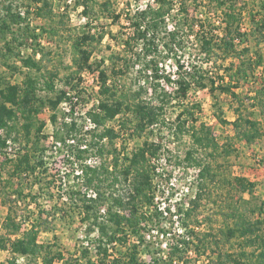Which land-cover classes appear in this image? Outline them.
Instances as JSON below:
<instances>
[{
    "label": "trees",
    "instance_id": "1",
    "mask_svg": "<svg viewBox=\"0 0 264 264\" xmlns=\"http://www.w3.org/2000/svg\"><path fill=\"white\" fill-rule=\"evenodd\" d=\"M93 1L75 2L88 13ZM155 1L156 8L126 13L130 31L123 40V52L115 55L107 68L104 59L97 67L91 62L93 51L89 48L91 41L101 40L104 34L85 33L74 41L76 74L99 70L101 85L98 105L89 111L94 126L84 129L74 120L65 121V140L60 146L52 144L60 153L64 152L66 160L81 162L80 172L68 174L65 181L46 166L44 153L50 147L44 132L46 122L40 115L48 106L53 111L52 120L57 121L59 105L71 97L66 90L57 88L59 73L43 63L49 51L38 57L37 49L28 55L19 49L25 45V39L33 38L38 42L40 38L41 33L26 21L28 17L15 12L12 5L0 15V40L6 56L3 64L13 74L22 76L21 81L13 82L0 74V197L7 208L0 223V250L10 253L0 264H18L20 256L28 258L27 264H53L57 260L63 264H147L140 257L142 249L150 255L149 264H179L184 260L186 248L195 244L199 234L192 228V237L173 236L166 251L162 243L154 240L153 232L164 231V227L161 223L163 209L156 203L151 156L162 149V143L147 136L142 144L127 151L124 141L120 150L114 147V141L122 134L129 139L140 137L151 132L155 125L164 126L174 136H191L192 146L186 150L184 159L198 170L199 181L188 206L179 205L176 209L178 218L188 226L186 222H190L193 212L204 201L218 203L211 185L220 180L215 165L217 157L205 155L218 152V144L211 127L197 115L202 110L201 105L188 100L194 85L209 87L213 94L219 91L231 95L239 103L232 123L240 139L251 143L260 138V122L244 116L245 102L236 90L241 81L254 75L263 60L261 54L256 57L252 54L250 32L244 31L242 26L243 13L250 0L243 3L242 0H207L222 12L224 26L221 30L208 27L206 20L196 23L197 20L189 16L184 1L177 14H172L175 0ZM32 2L40 4L39 16L51 12L49 0ZM29 13L26 9L25 14ZM121 16L113 13V20ZM177 16H182L183 21ZM257 24L263 28L264 20ZM41 29L45 32V27ZM193 34L204 56L201 64L192 57L186 62L178 54L187 48V40ZM9 56L14 58L12 63L8 62ZM171 56H176L174 69L166 65ZM217 56L223 63L235 58L241 61L236 66L235 61L230 60L229 65L222 67L225 68L222 75L207 77L209 73L203 64ZM121 76L124 80L120 89ZM132 76L138 80L136 85L128 82ZM67 78L75 77L72 73ZM216 107L221 122L227 123L218 103ZM171 108L176 112L173 121L168 116ZM114 120H118L117 127L109 124ZM12 139L19 142L14 155L8 150ZM231 148L230 143H225L220 151L230 154ZM92 154L99 159L98 164L86 162ZM222 182L229 186L221 200V206L226 202L228 208L222 212L233 220L227 222L222 232L227 241L237 239L238 247L233 251L214 249L217 261L220 264H264V202L256 201V184L242 176H224ZM42 196L51 199L53 205L43 207L39 203ZM57 221L79 222L84 228L89 240L78 248L76 255L67 256L61 248L60 236L55 231ZM41 231L53 232V240L41 241ZM216 237L210 231L199 237V242L206 247L217 243Z\"/></svg>",
    "mask_w": 264,
    "mask_h": 264
},
{
    "label": "rangeland",
    "instance_id": "2",
    "mask_svg": "<svg viewBox=\"0 0 264 264\" xmlns=\"http://www.w3.org/2000/svg\"><path fill=\"white\" fill-rule=\"evenodd\" d=\"M75 1L49 0L51 12L42 17L37 13L40 4H36L32 0H0V15L6 12L8 5H12V9L15 12L26 15L28 17L26 19L28 24L31 27H35L36 31L41 33L38 42L33 40V38L25 39V45L19 48L22 53L25 55L32 54L37 49V55L41 57L44 51H49L50 54H45L43 63L59 73L56 81L57 88L74 92L79 97L77 103L80 102V105L77 109L73 107L74 111L73 108H70V105L68 106L64 102L59 105L57 110L59 117L57 121L52 120L51 114L53 111L48 106L44 108L40 115L46 122L44 132L48 135L47 144L50 147L44 153L46 166L53 172H58V177L64 181L68 177V174L73 175L80 172L79 165L81 162L73 158V161L66 160L64 152L60 153L55 145L52 144L60 146L65 140L63 127L66 118L70 119L69 121H76L80 126L85 128L84 111L89 113L93 107H96L99 97L94 87L86 88L85 84L81 82L84 70L76 74L77 66L74 60L75 52L73 48L75 39L85 33L96 34V36L104 34L101 40L91 41L89 48L93 51L91 62H94L97 67L100 60L104 59V67L107 68L111 65L113 57L123 52V40L130 31L126 13H134L137 9L156 8L157 6L155 0H94L91 3L90 11L85 13L84 7L76 6ZM181 1L185 2V8L189 16L196 19V23L206 20L205 23L208 27H220L219 30L224 26L222 12L217 11L214 5L207 2V0H175V10L172 11V14H177ZM244 1L242 0V3ZM105 3H108V6H105ZM26 9H29V14H25ZM113 13H119L122 16L119 20H113ZM177 18L179 21H183L182 16H177ZM170 20L172 19L170 18ZM262 20H264V0L248 1L243 13V30L250 32L249 41L251 43L252 54L255 57L261 54L263 60L254 75L246 81H241L240 86L236 89L245 102V106L243 107L244 116L252 117V119L260 122V138L251 143L240 139L238 131L232 123L237 117L235 107L239 103L233 100L231 95L219 91L213 94L209 87L200 88L196 84L188 96L190 102L201 105L202 110L197 115L202 122L211 127L214 140L218 144V152L208 150L209 153L212 152L214 155L205 153L208 158L216 159L215 157H217L218 159L215 165L219 174L218 179L220 180L211 185L214 200L219 199L218 203L216 201H204L193 212L190 222H186L188 226L176 214V209L179 205L188 206V203L196 193L199 181L198 170L190 166L189 161L184 159L186 150L192 146L190 135L174 136L164 126L155 125L151 127V132L148 131L140 137L129 139L126 135L122 134L114 141V147H117L118 150L123 149L124 141L127 151H131L142 144L147 136H150L152 140L162 143V149L158 150L154 156H151L156 203L161 205L160 208L163 209L161 223L162 227H164V231L159 229V232H153L156 235L154 240L160 244L162 243V247L166 251L173 241V236L177 235L179 237L180 235H185V237H192V228L199 234V236L196 235L195 237V244L186 248L183 254L184 260L180 261L179 264H220L217 261V253L213 252L214 249L216 251H233L238 247L237 239L227 241L222 232V229L226 228L227 222L233 221L232 218H227L223 214L224 212H222L223 209L225 211L228 208L226 202L224 206H221V200H223L229 189V186L222 182L224 176H242L253 181L256 184L254 188L256 201L259 203L264 202V27L260 28L257 26V23ZM183 25L185 26V24ZM42 26L45 27V32L41 29ZM195 29H198V26ZM186 31H188V28H186ZM196 37L195 34L190 36L187 40V48L179 51L178 54L186 62H189L192 57L198 61V64H201L204 56L199 52ZM152 41H155V39L152 38ZM3 47L4 44L0 40V74L4 75L9 81H21L22 76L20 73L13 74L12 70L3 64L6 61ZM175 57L171 56L167 59L166 65L169 69H174L176 63ZM8 58H10L8 62L12 63L14 58L12 59L10 56ZM230 60L232 59L223 63L221 62V58L217 56L213 61L206 62L203 64L206 72L209 73L206 76L214 77L222 75L225 72V68L222 67L229 65ZM232 61H235L237 66L241 60L235 58ZM72 73L75 78H67ZM119 79L121 89L123 88L124 78L121 76ZM227 79H229L228 76ZM137 81L136 76L128 79V82L134 85H136ZM217 103L222 108L223 117L227 119V123L221 122L217 116ZM175 115L174 108H171L168 111L170 121L174 120ZM109 124L117 127L118 120H114ZM14 141L18 142L12 139L11 143H14ZM225 143H230L232 146L230 154L220 151ZM108 147L111 148V145L108 144ZM89 161L92 164L98 163L93 154L86 159V162L91 164ZM57 184H60L59 180ZM34 191L37 192L38 188L35 187ZM245 196L248 197L249 195L245 194ZM39 203L43 207L53 205V201L47 199L46 196H42L39 199ZM6 211L7 208L2 204L0 197V223L4 219ZM56 225L55 231L60 236V246L67 256L76 255L78 248L80 249L82 245L87 244L89 239L85 236L84 228L80 226L79 222L68 224L63 221H57ZM193 225H196V228ZM155 229L157 230V228ZM210 231L217 235V243L212 242V245L210 243L209 246H206L208 248H206L199 242V237ZM40 240H53V232L41 231ZM95 254L93 252L94 257H96ZM9 256L10 253L8 251L0 250V261H6ZM140 257L147 264L150 263V255L145 250L142 249L140 251ZM27 261H29L27 257L20 256L17 263L27 264ZM53 264H63V262L57 260Z\"/></svg>",
    "mask_w": 264,
    "mask_h": 264
},
{
    "label": "built area",
    "instance_id": "3",
    "mask_svg": "<svg viewBox=\"0 0 264 264\" xmlns=\"http://www.w3.org/2000/svg\"><path fill=\"white\" fill-rule=\"evenodd\" d=\"M82 75H83V80L81 82H83L85 84L86 88L94 87V90L98 92V90L100 89V85H101L99 70H94V71L84 70L82 72ZM66 92L69 95V97H71V98H70V100L64 101V104H66L68 106L70 105V108H72L73 104H75L74 107L77 109L78 106L80 105V102L77 103V101H79V97L77 95H75L74 92H71V91H66ZM84 114H85V128L82 126L81 127L84 129H91L94 126V123L92 122L91 117L89 116V113H87V111H84ZM65 120L69 121L70 119L66 118ZM18 147H19L18 142H16V141H14V143L10 142V145L8 147V150L11 151L10 155H14L13 153L16 151V149ZM96 160H98L97 162L99 163V159L97 158ZM89 162L92 164L91 161H89Z\"/></svg>",
    "mask_w": 264,
    "mask_h": 264
}]
</instances>
